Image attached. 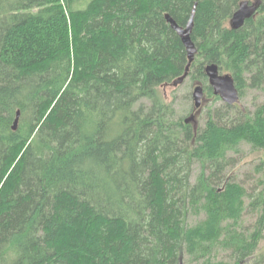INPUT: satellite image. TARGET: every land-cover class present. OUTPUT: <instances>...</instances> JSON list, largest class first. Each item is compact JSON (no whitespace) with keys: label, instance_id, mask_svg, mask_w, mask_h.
I'll return each instance as SVG.
<instances>
[{"label":"trees","instance_id":"obj_1","mask_svg":"<svg viewBox=\"0 0 264 264\" xmlns=\"http://www.w3.org/2000/svg\"><path fill=\"white\" fill-rule=\"evenodd\" d=\"M242 1L0 0V264H264V107L195 125L163 94L189 63L166 16L195 5L190 88L222 101L213 64L263 88L264 0L234 30ZM242 144L251 193L226 174Z\"/></svg>","mask_w":264,"mask_h":264},{"label":"rangeland","instance_id":"obj_2","mask_svg":"<svg viewBox=\"0 0 264 264\" xmlns=\"http://www.w3.org/2000/svg\"><path fill=\"white\" fill-rule=\"evenodd\" d=\"M255 1V0H248ZM230 23V22H229ZM228 25L230 26V24ZM188 79V78H187ZM185 80L183 84L174 86L173 83L165 85L163 88V94L168 103L174 102L178 110L179 115L184 116L185 112L189 109V105H194V100L187 99L188 93L194 91V87L190 88L189 80ZM193 97V95H192ZM190 103V104H189ZM223 101L216 102L214 99L206 98L202 102L200 109H195L193 115L197 122L204 125L206 122V113L209 108L222 109L224 106ZM241 110H249L255 112L258 108L264 107V86L262 89L246 88L244 90V96H240V102L236 105ZM191 114V115H192ZM188 115H185L187 117ZM190 116V114H189ZM229 157L234 159L233 163L227 168V175L234 179L235 182L242 185L248 192H252L259 185L263 175L256 170L257 165L260 162L261 154L255 151L251 146L242 144L238 153H230ZM249 203V201H247ZM194 221V219H193ZM256 221V217L251 214L244 216V223L246 226H252ZM264 249V241L261 243V250ZM219 259L226 258V255L219 253ZM185 264V263H184Z\"/></svg>","mask_w":264,"mask_h":264},{"label":"water","instance_id":"obj_3","mask_svg":"<svg viewBox=\"0 0 264 264\" xmlns=\"http://www.w3.org/2000/svg\"><path fill=\"white\" fill-rule=\"evenodd\" d=\"M260 6V0H256L251 4L250 1L245 0L242 1L239 5L238 10L234 13L233 17L230 20V27L234 30L241 29L246 21L255 17ZM196 8L195 5L191 17L185 27H182L176 23V21L170 16L167 15L166 19L171 25L172 29L177 32L179 37L182 39V42L187 50L189 63L187 65L186 71L184 75L173 82L174 86H178L183 84L185 80L188 78L191 66L195 61L197 55V48L192 41V33L195 24V16H196ZM206 75L208 77L209 85L213 89V93L215 96L219 97L225 104L227 105H237L240 102V92L236 86V83L231 74L223 73L220 71L219 67L215 64L208 65L206 67ZM205 99V89L202 84H198L195 86L193 91V100L195 109H200L202 106V102ZM21 113L20 111L17 113V118L14 123V130L18 129L19 120ZM192 121L198 124L195 115H191L187 122Z\"/></svg>","mask_w":264,"mask_h":264},{"label":"flooded vegetation","instance_id":"obj_4","mask_svg":"<svg viewBox=\"0 0 264 264\" xmlns=\"http://www.w3.org/2000/svg\"><path fill=\"white\" fill-rule=\"evenodd\" d=\"M243 1H245V0H243ZM255 1H256V0H255ZM255 1H250V2H251V4H252V3H254ZM237 10H238V9H237ZM257 12H258V11H257ZM256 14H257V13H256ZM255 16H256V15H255ZM253 18H254V17H253Z\"/></svg>","mask_w":264,"mask_h":264}]
</instances>
